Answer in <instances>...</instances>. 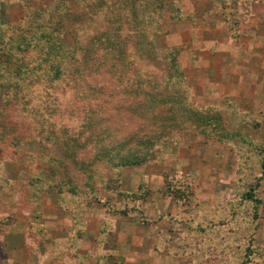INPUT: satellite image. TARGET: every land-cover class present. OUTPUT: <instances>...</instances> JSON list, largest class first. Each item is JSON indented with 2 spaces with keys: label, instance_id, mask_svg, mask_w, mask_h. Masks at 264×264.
I'll return each mask as SVG.
<instances>
[{
  "label": "rangeland",
  "instance_id": "1",
  "mask_svg": "<svg viewBox=\"0 0 264 264\" xmlns=\"http://www.w3.org/2000/svg\"><path fill=\"white\" fill-rule=\"evenodd\" d=\"M167 1L181 17L155 35V45L178 46L179 91L211 118L177 125L176 112H159L158 123L172 126L163 127L165 143L145 163L110 169L108 180L92 172L80 206L85 230L77 245L55 250L57 239H71L79 207L71 197L62 207V190L83 184L88 172L76 161L93 159L94 149L73 150L88 130L62 111L45 121L48 108L34 92L12 117L16 132L7 118L0 124V264H264V0ZM58 3L0 0V13L9 24L26 8L50 11ZM6 96L0 84V109ZM117 113L124 133L143 123L131 110ZM59 219L68 227L60 237Z\"/></svg>",
  "mask_w": 264,
  "mask_h": 264
},
{
  "label": "trees",
  "instance_id": "2",
  "mask_svg": "<svg viewBox=\"0 0 264 264\" xmlns=\"http://www.w3.org/2000/svg\"><path fill=\"white\" fill-rule=\"evenodd\" d=\"M58 2L50 11L26 8L23 18L9 24L0 13V84L7 95L0 109V124L7 118L11 121L9 131L16 132L20 122L13 115L26 109L24 101L38 91L50 115L45 121L52 122L62 111L68 121L88 130L85 143H74L72 148L84 149L89 143L94 149V158H81L82 165L74 159L76 168L81 166L88 177L82 185L68 184L59 201L62 207L69 197L79 201L70 216L71 239L55 241L54 249L63 250L65 243L77 245L78 234L85 230L80 206L86 205L82 199L88 198L92 172H101L108 180L118 167L145 163L165 143L166 129L172 128L164 124L163 129L158 123L159 112H176L180 116L177 125L184 118L201 122L211 116L191 106L187 95L179 91L185 74L178 46L155 45V35L168 34L180 19L182 12L177 5L167 0ZM69 34L74 35L71 44L66 41ZM124 109L131 110L142 125L124 133L123 122L114 118ZM212 121L217 122L216 115ZM114 124L118 126L113 130ZM65 143L70 145L67 140ZM84 159L87 164L82 168ZM246 196L257 201L253 190ZM36 230L42 232L38 225Z\"/></svg>",
  "mask_w": 264,
  "mask_h": 264
},
{
  "label": "crops",
  "instance_id": "3",
  "mask_svg": "<svg viewBox=\"0 0 264 264\" xmlns=\"http://www.w3.org/2000/svg\"><path fill=\"white\" fill-rule=\"evenodd\" d=\"M171 29H172V28H171ZM56 209H57V208H56ZM54 217L56 218L55 221L58 222V219H57V218H59V217H57L56 215H55ZM59 222L61 223V224H59V225H60L59 227H60L61 229L59 228L60 230H59V233H58V237H60L61 235H63V234H64V230L66 229V231H67V228H68L67 225L65 224V222H62L61 219H59ZM90 222H91V221L88 219V229L90 228V226H89ZM66 233H67V232H66ZM66 233H65L64 236H66Z\"/></svg>",
  "mask_w": 264,
  "mask_h": 264
}]
</instances>
